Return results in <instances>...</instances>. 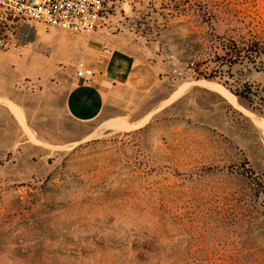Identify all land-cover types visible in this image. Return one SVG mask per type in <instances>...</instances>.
Wrapping results in <instances>:
<instances>
[{"label": "rangeland", "instance_id": "1", "mask_svg": "<svg viewBox=\"0 0 264 264\" xmlns=\"http://www.w3.org/2000/svg\"><path fill=\"white\" fill-rule=\"evenodd\" d=\"M223 1L264 20V0H106L89 32L34 23L0 50V264H264V70L208 62L217 76L194 79L212 57L201 17ZM102 52L159 81L134 114L67 120L59 96Z\"/></svg>", "mask_w": 264, "mask_h": 264}, {"label": "crops", "instance_id": "2", "mask_svg": "<svg viewBox=\"0 0 264 264\" xmlns=\"http://www.w3.org/2000/svg\"><path fill=\"white\" fill-rule=\"evenodd\" d=\"M86 64L93 67V76L87 81L73 76L59 96L67 120L86 123L109 113L134 114L159 81V73L152 64L136 62L127 55L102 52L94 62L86 61ZM6 72V62L0 55V74L4 76ZM223 95L231 103L235 100L232 94L223 92ZM5 100L2 87L1 113L6 112Z\"/></svg>", "mask_w": 264, "mask_h": 264}, {"label": "built area", "instance_id": "3", "mask_svg": "<svg viewBox=\"0 0 264 264\" xmlns=\"http://www.w3.org/2000/svg\"><path fill=\"white\" fill-rule=\"evenodd\" d=\"M106 0H0V50L26 46L34 37V23L63 25L76 32L95 26ZM94 74L83 60L75 66L76 77Z\"/></svg>", "mask_w": 264, "mask_h": 264}, {"label": "trees", "instance_id": "4", "mask_svg": "<svg viewBox=\"0 0 264 264\" xmlns=\"http://www.w3.org/2000/svg\"><path fill=\"white\" fill-rule=\"evenodd\" d=\"M231 1L214 3V9H220V13H214L212 8H207L206 4H198L199 10L204 14L201 21L206 22L213 32L209 34V38L204 42V39L199 41L195 48L201 52L207 50L209 56H212L205 61L198 62L193 71L196 76L195 80L199 79H213L218 71H206V67L201 69L202 65L208 62H216L220 64H227L232 66L234 64L248 63L256 71L264 70V20H256L255 17L249 15H240L241 10L236 9ZM219 21L227 23L229 27L223 32V35L215 33V28L212 23ZM234 24V25H233ZM232 26V27H231ZM242 89L229 91L233 93L240 100L248 98L252 100V91L249 87L245 88V84L241 85ZM245 88V90H244Z\"/></svg>", "mask_w": 264, "mask_h": 264}]
</instances>
